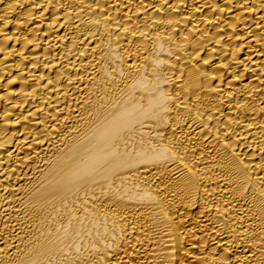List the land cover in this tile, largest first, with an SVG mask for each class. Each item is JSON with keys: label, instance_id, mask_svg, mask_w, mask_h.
<instances>
[{"label": "bare ground", "instance_id": "1", "mask_svg": "<svg viewBox=\"0 0 264 264\" xmlns=\"http://www.w3.org/2000/svg\"><path fill=\"white\" fill-rule=\"evenodd\" d=\"M0 264H264V0H0Z\"/></svg>", "mask_w": 264, "mask_h": 264}]
</instances>
